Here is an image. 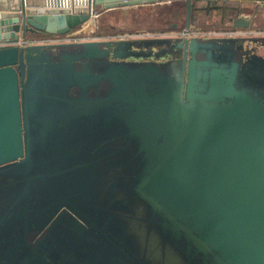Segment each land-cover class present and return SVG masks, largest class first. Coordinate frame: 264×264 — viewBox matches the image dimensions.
<instances>
[{
    "label": "water",
    "instance_id": "water-1",
    "mask_svg": "<svg viewBox=\"0 0 264 264\" xmlns=\"http://www.w3.org/2000/svg\"><path fill=\"white\" fill-rule=\"evenodd\" d=\"M161 1L173 0L95 3ZM89 2L0 0V168L22 164L28 178L38 138L109 120L107 104L125 205L109 214L135 238L140 264H264V100L254 90L264 92V36L28 40L80 27Z\"/></svg>",
    "mask_w": 264,
    "mask_h": 264
},
{
    "label": "flooded vegetation",
    "instance_id": "flooded-vegetation-1",
    "mask_svg": "<svg viewBox=\"0 0 264 264\" xmlns=\"http://www.w3.org/2000/svg\"><path fill=\"white\" fill-rule=\"evenodd\" d=\"M254 90L264 100V92ZM104 108L109 120L62 123L38 138L29 179L22 164L0 168V264L143 260L135 238L124 237L119 221L109 214L125 208L116 189L122 141L114 139L115 113L107 104Z\"/></svg>",
    "mask_w": 264,
    "mask_h": 264
},
{
    "label": "crops",
    "instance_id": "crops-1",
    "mask_svg": "<svg viewBox=\"0 0 264 264\" xmlns=\"http://www.w3.org/2000/svg\"><path fill=\"white\" fill-rule=\"evenodd\" d=\"M178 1V0H173ZM173 1H161L131 5L126 7L105 9L103 6H99L100 16L95 20H88L80 27L71 30L70 32L59 35H29V41H54L56 39L64 40H94L102 39L105 36H119L125 35L126 37H135V35H141L142 39H155L166 38V36H178L179 31L182 28L178 27L177 23L169 21L172 19V15L164 13H156L153 15V8L159 5H165L169 7ZM181 3V0H179ZM186 5V2L184 0ZM182 4V3H181ZM258 2L249 0H193V10L195 13V23L191 25H197L200 31H207L211 33H217L219 37H224L221 33L225 31L240 30L245 31L247 34L251 33L254 36H260L264 33V8L256 11ZM152 10V11H151ZM144 11V12H143ZM162 14V15H161ZM164 17L162 23L169 22L170 28H154L148 29L151 25H156L157 18ZM244 16L247 18L252 17V27L250 28H235L232 19ZM168 17V18H167ZM162 19V18H161ZM166 19H168L166 21ZM152 22V23H151ZM186 22V19H185ZM207 22L215 23L214 26H207ZM157 31V32H156ZM190 31L191 28H190ZM198 33V32H193ZM132 34V35H130ZM246 33L241 34L242 37H247ZM250 35V34H249ZM180 36V35H179ZM58 37V38H57ZM53 39V40H52ZM259 53L264 55V51L258 49Z\"/></svg>",
    "mask_w": 264,
    "mask_h": 264
},
{
    "label": "rangeland",
    "instance_id": "rangeland-1",
    "mask_svg": "<svg viewBox=\"0 0 264 264\" xmlns=\"http://www.w3.org/2000/svg\"><path fill=\"white\" fill-rule=\"evenodd\" d=\"M172 3V7H171V4H169V7H164L165 5L163 4V5H159V6H155L152 10H153V15L156 13V15L158 14V13H164V12H166V14H169V15H172L173 17H172V19H169V21H172L173 23H177L178 24V27H180V28H182L183 27V29H181L180 31H179V33H177V34H180V33H182L183 31H184V29L186 28L185 27V19H186V5H185V3H184V0H181V3L179 2V0L178 1H173V2H171ZM151 10V11H152ZM144 12V11H143ZM162 15V14H161ZM161 15H160V17H161ZM162 18V19H161ZM161 18H157V16H156V21H157V23H156V25H151V26H149L148 27V29H154V28H165V29H168V28H170V24H169V22H167V23H165V24H163L162 23V20H163V18L164 17H161ZM168 18V17H167ZM168 19H166V21H167ZM152 23V22H151ZM206 25L209 27V26H214L215 25V23H212V22H207L206 23ZM191 30H192V32H198V33H200V34H202V33H207V31L205 32H203V31H200L201 29H198V27H197V25H193L192 27H191ZM157 32V31H156ZM130 35H132V34H130ZM210 36H214V37H219V35L217 34V33H211L210 32V34H209ZM252 35V34H251ZM111 36H113V35H111ZM111 36H105L104 38H116V37H119V36H114V37H111ZM134 37V36H133ZM141 37V35H139V34H137V35H135V38H140ZM259 37V36H258ZM53 40V39H52ZM71 42H78V41H74V40H71ZM259 45H260V43H258ZM258 49H261V48H258ZM263 50H264V48H263ZM257 51H259V50H257ZM71 94H74V92H71Z\"/></svg>",
    "mask_w": 264,
    "mask_h": 264
},
{
    "label": "built area",
    "instance_id": "built-area-1",
    "mask_svg": "<svg viewBox=\"0 0 264 264\" xmlns=\"http://www.w3.org/2000/svg\"><path fill=\"white\" fill-rule=\"evenodd\" d=\"M89 20L95 21L101 14L100 9L98 8V5L95 3V0H89ZM243 33H246L245 31H240V30H234V31H225L221 33L223 36H235V35H241ZM203 34H210V32L203 33ZM251 35V33H249ZM247 34V35H249ZM181 37H191L194 35H200V33H193L190 31V29H184L182 33L179 34ZM178 35V36H179ZM260 36H264V33H261ZM119 37H126L125 35H119ZM55 41H68L64 39H56Z\"/></svg>",
    "mask_w": 264,
    "mask_h": 264
},
{
    "label": "trees",
    "instance_id": "trees-1",
    "mask_svg": "<svg viewBox=\"0 0 264 264\" xmlns=\"http://www.w3.org/2000/svg\"><path fill=\"white\" fill-rule=\"evenodd\" d=\"M195 13L194 10H192V16H191V23H195Z\"/></svg>",
    "mask_w": 264,
    "mask_h": 264
}]
</instances>
